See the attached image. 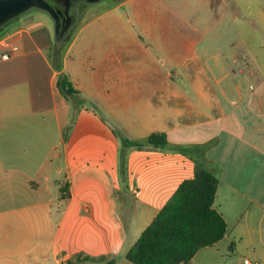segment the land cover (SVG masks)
Wrapping results in <instances>:
<instances>
[{
  "label": "crops",
  "instance_id": "0c3cea01",
  "mask_svg": "<svg viewBox=\"0 0 264 264\" xmlns=\"http://www.w3.org/2000/svg\"><path fill=\"white\" fill-rule=\"evenodd\" d=\"M181 3L87 14L61 72L49 13L0 25L18 48L0 61V264H132L127 252L198 164L218 179L226 231L186 264H264V0ZM60 73L80 102L60 93ZM151 134L169 147L123 145Z\"/></svg>",
  "mask_w": 264,
  "mask_h": 264
},
{
  "label": "trees",
  "instance_id": "16d2710c",
  "mask_svg": "<svg viewBox=\"0 0 264 264\" xmlns=\"http://www.w3.org/2000/svg\"><path fill=\"white\" fill-rule=\"evenodd\" d=\"M60 32L51 48L52 66L57 72H61L62 68V51L57 43L63 39L61 45L65 44L70 35V31L66 34ZM56 86L61 94L70 99L79 94L63 73L59 74ZM123 145L160 149L169 147L164 134H151L136 141L123 139ZM217 185L218 179L212 172L202 165H196L194 177L178 186L169 202L160 209L127 252L126 260L132 264H186L198 250L220 241L226 225L213 208ZM62 198L65 196L62 195ZM84 260L90 259L85 257Z\"/></svg>",
  "mask_w": 264,
  "mask_h": 264
},
{
  "label": "rangeland",
  "instance_id": "374dc122",
  "mask_svg": "<svg viewBox=\"0 0 264 264\" xmlns=\"http://www.w3.org/2000/svg\"><path fill=\"white\" fill-rule=\"evenodd\" d=\"M119 0H99L97 2L94 3H90L87 0H66V5L69 9V15H70V26L66 27V29L64 30V33H68V31L71 32L72 29H74L76 26H78V21L85 17L87 14H91L94 11H100L102 9H108L110 6H114ZM166 3H168L170 6L172 5L173 0H165ZM176 5L178 4V0H175ZM181 8H185L182 6L181 0H179ZM186 5L190 6V4H188V2H186ZM185 8V9H188ZM37 9V8H36ZM35 9V7L31 8V11H37ZM66 38V37H65ZM63 40V39H62ZM61 41H59L57 43L58 46H61V51L62 53L60 54L61 58H63V54L66 50V47L68 45V41H65V44L61 45ZM52 51V50H51ZM59 55V52H58ZM51 57H52V53H51ZM79 101V99H73L74 103H77ZM80 102V101H79ZM77 108V106H76ZM19 143V142H17ZM13 149V148H12ZM17 150H20V144L17 147ZM35 159H40L38 156H34ZM124 189V188H123ZM126 193L124 191L121 192H117V198L116 201L119 203L120 205V209L118 212V217H119V221H122L124 223H129L130 221V217H131V206H130V201L128 202V197H125ZM128 202V203H127Z\"/></svg>",
  "mask_w": 264,
  "mask_h": 264
},
{
  "label": "water",
  "instance_id": "95a60500",
  "mask_svg": "<svg viewBox=\"0 0 264 264\" xmlns=\"http://www.w3.org/2000/svg\"><path fill=\"white\" fill-rule=\"evenodd\" d=\"M87 1L94 3L99 0ZM33 7L49 13L55 23L56 36L60 31L64 33V30L60 29L64 22V13L47 0H0V25Z\"/></svg>",
  "mask_w": 264,
  "mask_h": 264
},
{
  "label": "built area",
  "instance_id": "2783aa9c",
  "mask_svg": "<svg viewBox=\"0 0 264 264\" xmlns=\"http://www.w3.org/2000/svg\"><path fill=\"white\" fill-rule=\"evenodd\" d=\"M0 47L4 48L3 51H0V61H8L18 50V48L8 40L1 41ZM245 263H247V261H245Z\"/></svg>",
  "mask_w": 264,
  "mask_h": 264
},
{
  "label": "flooded vegetation",
  "instance_id": "af4514ba",
  "mask_svg": "<svg viewBox=\"0 0 264 264\" xmlns=\"http://www.w3.org/2000/svg\"><path fill=\"white\" fill-rule=\"evenodd\" d=\"M49 3L56 6L58 9H60L64 13V22L62 26L60 27L61 30H65L66 27L70 26V15H69V9L66 5V0H47Z\"/></svg>",
  "mask_w": 264,
  "mask_h": 264
}]
</instances>
